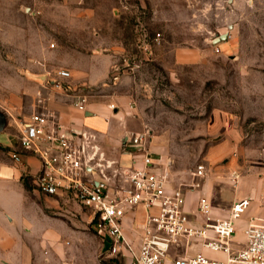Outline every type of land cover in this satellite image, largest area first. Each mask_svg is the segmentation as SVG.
<instances>
[{
  "label": "rangeland",
  "instance_id": "rangeland-1",
  "mask_svg": "<svg viewBox=\"0 0 264 264\" xmlns=\"http://www.w3.org/2000/svg\"><path fill=\"white\" fill-rule=\"evenodd\" d=\"M225 31V40L212 41ZM182 49L196 60L177 62ZM104 66V79L89 82ZM61 68L77 85L71 94L113 104L129 118V134H146V147L161 158L173 186L199 182L185 192L187 210H195L207 183L203 196L219 215L239 195L249 198L232 238L241 247L252 201L264 217V0H0V111L7 118L0 157L16 147V124L43 109L39 76ZM104 149L111 156L134 153L122 137L116 148ZM198 164L205 175L194 178ZM230 169L239 173L235 182ZM19 188L10 214L15 238L44 232L61 242L40 249L33 241L23 244L24 264H124L105 257L102 238L84 216L88 211L75 200L48 211L58 216L49 220L43 216L46 195L25 174ZM40 250L55 257H40ZM196 251L224 258L199 243L188 246V254Z\"/></svg>",
  "mask_w": 264,
  "mask_h": 264
},
{
  "label": "built area",
  "instance_id": "built-area-1",
  "mask_svg": "<svg viewBox=\"0 0 264 264\" xmlns=\"http://www.w3.org/2000/svg\"><path fill=\"white\" fill-rule=\"evenodd\" d=\"M70 77L66 68L39 76L41 89L36 95L43 109L16 124L18 148L9 151V157L23 165L25 155L33 156L37 171L25 172L32 186L43 195L73 199L88 211L89 223L105 245V257H116L124 264H264V225H246L241 247L232 240L235 221L248 207L249 198L236 199L226 215H219L201 196L195 210L189 211L184 206L185 192L198 188L199 182L173 186L161 168V158L146 147L145 133L124 135L122 142L134 148L129 153L139 157L126 165L108 159L92 133L64 127L45 106L42 90L71 95L74 108L88 114L87 94H71ZM110 108L116 107L110 104ZM192 175L204 177V165L198 164ZM228 177L235 182L239 173L230 169ZM139 207L142 214L136 219ZM128 212L134 214L127 230L124 218ZM192 243L220 252L224 258L201 251L188 254Z\"/></svg>",
  "mask_w": 264,
  "mask_h": 264
},
{
  "label": "crops",
  "instance_id": "crops-1",
  "mask_svg": "<svg viewBox=\"0 0 264 264\" xmlns=\"http://www.w3.org/2000/svg\"><path fill=\"white\" fill-rule=\"evenodd\" d=\"M196 60L195 54L192 51L182 49L176 52V61L180 63H190ZM107 74V67L104 66V69L101 72V75L97 70H94L89 75V82L96 83L100 80H103L105 75ZM71 79V77H70ZM71 83L73 82L70 80ZM73 88L77 85L72 83ZM55 91L60 94H56V98H53L52 92L47 93L45 96L47 100L46 106L51 109L59 122L66 128H76L88 131L95 135L96 142L100 146L101 150L105 153L108 159L119 160L121 163L126 165H131L133 159L138 160L139 157H136L131 153L125 152H115L113 155H107V151L104 149V145L114 146L116 148V144L118 143V137H124L125 134H129L126 130V122L129 118L125 115L123 111L114 112L110 106L104 103H87V113H82L74 108L72 104V96L61 91H57L51 89V91ZM45 92V91H44ZM45 95V94H44ZM70 98V102L67 99ZM112 110V111H111ZM123 119L125 122H121L118 124V120ZM5 128L0 132V142L1 136L4 133ZM4 140V139H3ZM16 147L17 138L15 140ZM3 146L0 143V147ZM14 148V149H15ZM153 152V151H152ZM155 153V152H154ZM9 154V152H8ZM23 165L14 163L10 157H0V264H24V247L23 244H27L30 241H33L36 244V247L39 249L42 246L48 245H58L61 244L59 242V238L54 235L47 233H40L39 237L32 236L31 233L24 232L22 234V239L19 240L15 238V233L13 232V226L11 225L12 218L10 217L12 207L17 205V196L20 194L22 190H20V177L25 172L31 171L35 172L38 168V162L33 156L25 155L22 158ZM25 163L28 164V168H26ZM26 175V174H25ZM204 186V185H203ZM22 189V188H21ZM195 190V189H194ZM192 191V190H190ZM188 192V191H186ZM208 192V183L204 186V191L199 194V197H204L203 195ZM239 199L244 195H239ZM46 205L43 206V216L49 220H56L58 218L57 215L48 212V211H58L61 207L64 198L60 196H44ZM70 204V203H68ZM66 205V204H65ZM71 205V204H70ZM256 201H252L251 212L249 215V219L245 220L246 225L248 224H258L264 225V217L262 216V212L256 208ZM139 213L136 216V219L141 218L142 210L141 208H137L135 211ZM134 212H128L124 218L126 229H130L132 224L131 220L133 218ZM87 218V222L89 223V216L86 213L84 215ZM247 219V218H246ZM58 221V220H57ZM27 226V225H26ZM30 232V231H29ZM129 232V231H127ZM36 238V239H34ZM67 245L70 244V241H66ZM62 250H66V245L62 243ZM67 253L73 254V251ZM40 257H50L54 258L53 253H43L40 250V253H37Z\"/></svg>",
  "mask_w": 264,
  "mask_h": 264
},
{
  "label": "water",
  "instance_id": "water-1",
  "mask_svg": "<svg viewBox=\"0 0 264 264\" xmlns=\"http://www.w3.org/2000/svg\"><path fill=\"white\" fill-rule=\"evenodd\" d=\"M228 27H232V25H228ZM228 36V31H225L223 33L218 34L217 36H215L212 41L215 42H220L223 41L227 38ZM7 124V118L4 112L0 111V132L6 127Z\"/></svg>",
  "mask_w": 264,
  "mask_h": 264
}]
</instances>
